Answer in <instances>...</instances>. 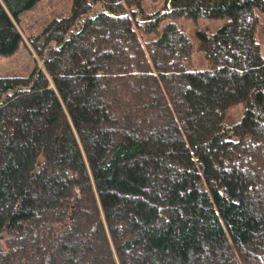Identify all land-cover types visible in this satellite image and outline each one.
I'll return each mask as SVG.
<instances>
[{
  "label": "trees",
  "instance_id": "16d2710c",
  "mask_svg": "<svg viewBox=\"0 0 264 264\" xmlns=\"http://www.w3.org/2000/svg\"><path fill=\"white\" fill-rule=\"evenodd\" d=\"M37 1L0 0V54ZM145 1L72 0L0 76V264H264V0ZM165 15L223 20L208 68Z\"/></svg>",
  "mask_w": 264,
  "mask_h": 264
},
{
  "label": "rangeland",
  "instance_id": "374dc122",
  "mask_svg": "<svg viewBox=\"0 0 264 264\" xmlns=\"http://www.w3.org/2000/svg\"><path fill=\"white\" fill-rule=\"evenodd\" d=\"M71 3L72 0H38L32 8L22 13L19 24H17L22 42L11 54H0V76L28 75L31 71L33 60H36L41 67L39 59L35 57L26 44V36L39 30L50 17L67 14ZM162 4L163 0H153V4L148 0L145 1V6H150L152 8H160ZM262 14H264V12H261L259 15L260 23L255 28V37L259 43L260 51L264 59V17ZM169 21L182 26L184 30L194 38V48L187 68L192 70L208 68L209 66L203 56V49L200 44V41H202L201 35L220 26L223 20L221 18H191L165 15L156 21L157 25L149 32L142 33L144 35L151 34V36H155L154 30H159L162 23ZM133 29L138 34L141 33V29L135 25H133ZM240 107H242L241 104L230 107L228 109V117L237 119L241 115ZM0 247H2L1 239Z\"/></svg>",
  "mask_w": 264,
  "mask_h": 264
}]
</instances>
